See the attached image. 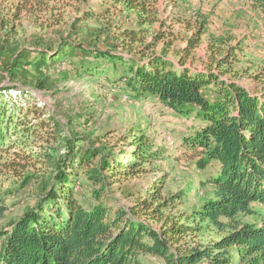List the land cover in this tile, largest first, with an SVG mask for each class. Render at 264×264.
<instances>
[{
    "label": "trees",
    "instance_id": "1",
    "mask_svg": "<svg viewBox=\"0 0 264 264\" xmlns=\"http://www.w3.org/2000/svg\"><path fill=\"white\" fill-rule=\"evenodd\" d=\"M92 1L0 0V57L12 58L0 70V148L25 151L30 138L49 147L29 154L47 170L38 180L37 205L0 231V264H144V258L163 264H264V215L254 209L264 205V93L254 95L234 79H222L233 73L228 57L239 48L211 36L207 71L191 70L186 62L207 32L202 15L177 14L168 24L158 0L85 5ZM249 1L264 15V0ZM68 12H74L69 22ZM26 21L46 29L45 35L21 32ZM90 21L95 30L87 34ZM174 23L191 33L176 52L177 62L169 57L178 39ZM65 62L79 75H103L110 87L129 92L128 99L156 98L181 116L195 114L201 126L182 146L197 169L218 164L209 182L212 197L180 212L185 193L164 196L162 181L140 196L126 192L124 179L164 159L165 151L144 130L123 134L117 143L79 136L57 118V110L37 102L24 109L3 94L9 88L5 79L19 81L24 68L35 90L53 91L49 73ZM28 115L40 122L26 121ZM117 190L130 205L120 204ZM5 211L0 206V218ZM255 215L261 223L246 221ZM210 233L214 240L200 239Z\"/></svg>",
    "mask_w": 264,
    "mask_h": 264
},
{
    "label": "rangeland",
    "instance_id": "2",
    "mask_svg": "<svg viewBox=\"0 0 264 264\" xmlns=\"http://www.w3.org/2000/svg\"><path fill=\"white\" fill-rule=\"evenodd\" d=\"M97 1L85 5H94ZM178 1L179 7H176L172 0H158V8L168 24L175 22L177 14L191 18L196 12L207 20V32L202 37L200 46L194 50L193 56L187 60L186 67L191 70L207 71L209 61L207 51L211 36L226 38L228 47L239 49L230 53L228 57V64L232 67L233 73L226 74L222 79L232 78L251 94L262 95L264 93V15L253 10L251 5L248 7L241 4L240 0L238 6L243 8L240 13L239 10H232L235 0ZM92 8L96 13L100 12V8L96 5ZM69 16L73 17L74 12L65 13L67 22ZM94 26L95 23L90 21L84 26L83 32L87 34L94 32ZM172 30L178 34V39L174 41L169 57L177 62L176 52L185 46L186 38L191 33L178 23H174ZM46 31L35 28L26 21L21 32L30 36L45 35ZM163 46L164 42H160L156 47L157 51L160 52ZM25 58H28V53ZM216 58L221 60L222 56L217 54ZM11 61V56L0 57V70ZM31 74L29 68H24L18 70L19 81L10 82L6 78L3 85L9 88L3 91V94L15 99L24 109L37 102L40 106L46 104L45 108L49 112L57 110V118L64 126L70 125L79 136L94 134L93 139L104 137L108 142L117 143L123 134L142 129L156 146L165 151L164 159L153 167H147L146 172L124 179L121 184L123 190L140 196L162 181L165 184L164 196L185 193V204L177 209L180 212H190L192 208L199 207L212 197L213 186L209 182L218 172V164L213 163L206 170H199L194 161L186 157L182 146L183 138L193 134L201 126L195 114L189 117L181 116L162 105L156 98L143 99V101L132 97L128 99L126 95H130L129 92L110 87L111 84L107 83L103 75L82 73L79 75L69 62L58 64L50 71L49 75L56 83L53 91L35 90L31 83ZM13 86L17 88H10ZM33 118V115H28L26 121L40 122ZM27 143L30 145L24 149L25 151L18 147L7 150L0 148V206L6 210L0 218V231L9 229L12 223L38 203V180L42 178L47 167L35 159L30 160L29 154L38 153L49 147L36 138L27 139ZM121 144L127 149L125 142ZM125 159L123 156L124 162ZM28 176L31 178L29 179ZM116 179H122V175L116 176ZM119 186L120 184L117 183L114 189ZM114 194L121 205L131 204L122 190H117ZM254 209L264 215V205H255ZM246 221L261 223V217L255 215L248 217ZM200 239L206 243L214 240L215 235L206 234ZM143 260L144 264H163L153 258Z\"/></svg>",
    "mask_w": 264,
    "mask_h": 264
},
{
    "label": "crops",
    "instance_id": "3",
    "mask_svg": "<svg viewBox=\"0 0 264 264\" xmlns=\"http://www.w3.org/2000/svg\"><path fill=\"white\" fill-rule=\"evenodd\" d=\"M240 2H241V4L250 7V4H251V3H250L249 0H240ZM238 3H239L238 0H235V1H234V7H232V10H233V11H238V10H239L238 13H240V12L243 11V8L240 7V6H238Z\"/></svg>",
    "mask_w": 264,
    "mask_h": 264
}]
</instances>
